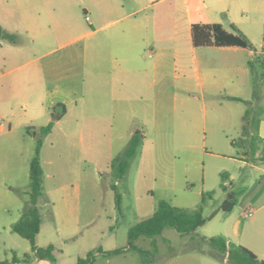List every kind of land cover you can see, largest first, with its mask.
Wrapping results in <instances>:
<instances>
[{"label": "crops", "instance_id": "1", "mask_svg": "<svg viewBox=\"0 0 264 264\" xmlns=\"http://www.w3.org/2000/svg\"><path fill=\"white\" fill-rule=\"evenodd\" d=\"M79 1L85 23L67 25L53 38L45 39L39 32L53 24L54 17L46 8L45 19L38 15V0H0V26L15 36L14 41L0 39V197L6 202L0 206L5 224L0 221V231L12 232L10 226L18 219L26 198L35 141L41 135L40 128L51 124L49 133L42 136L40 150L44 195L36 244L52 245L55 261L30 258L28 262L14 264H76L79 257L90 251L81 231L79 181L50 182L59 180L60 162L68 154L83 159L94 156V140L99 131L101 143L107 146L104 151L112 159L118 153L113 146L127 144L140 132L135 131L139 126L165 127L175 88L172 78L180 81L183 92L191 91L193 74L199 87L206 83L220 90L222 81L233 82L236 69L246 74L250 71L248 61L264 55V29L259 49L196 46L191 36L195 23H220L224 30L235 33L231 28L234 24L247 37L246 28L233 19L235 13L238 10L264 17V0ZM255 23L264 28V18ZM22 35L30 39V53ZM143 52H147L148 59ZM243 54L245 66L239 62ZM175 70L179 73L174 74ZM254 118L259 120L255 136L261 141L264 110ZM84 127L88 131L83 132ZM77 133L81 139L84 133L88 136L86 148H74L72 140ZM140 137V145H144L147 133L143 131ZM231 144L237 145L235 140ZM228 158L237 159L249 171H259L255 181L245 186L248 194L244 193L230 211L218 207L193 235L180 234L184 239L181 247L166 251L158 248L151 263L141 262L136 253L126 250L116 256L97 253L93 264H230L211 257L206 246H193L194 237L216 235L229 244L248 248L264 260V161L250 160L245 155L240 159ZM226 172L225 179L233 184V174ZM201 181L204 188H212L206 185L205 175ZM219 186L223 202L232 189H227L225 182ZM214 219L217 222L206 227ZM90 224L88 220L84 227ZM164 232L165 229L155 237L156 245L169 244ZM6 237L8 241L0 239L1 260L10 261L13 254L19 258L30 254L26 239L21 237L24 243L10 234ZM150 242L149 238V246Z\"/></svg>", "mask_w": 264, "mask_h": 264}, {"label": "rangeland", "instance_id": "2", "mask_svg": "<svg viewBox=\"0 0 264 264\" xmlns=\"http://www.w3.org/2000/svg\"><path fill=\"white\" fill-rule=\"evenodd\" d=\"M81 5L82 2L79 0H75L73 4L68 0H38V15L45 19L46 8L54 17L53 24L46 25L39 34L45 39L53 38L67 25L85 23ZM263 18L243 14L238 10L233 18L246 28L249 34L247 38L255 49H259L264 29L255 22ZM8 24L12 25L9 22ZM22 37L23 43L28 47L27 52L30 53V39L24 35ZM143 56L148 59L147 52H143ZM239 57L241 58L239 62L245 66L246 55ZM63 61L67 62L65 57ZM239 62L237 67L240 65ZM178 73L179 71L175 70L174 74ZM235 74L233 82L224 80L220 83L222 86L220 90L213 89L206 83L199 87L198 79L193 74L190 79L192 89L189 92H183L179 86L180 81L172 78L175 88L171 92L165 127L154 129L152 124H148L145 128L139 126L135 130L140 131L139 135H142L143 131L146 132L147 138L130 160L122 179L117 181L114 179L110 162L128 143L123 145L117 143L113 146L115 153H118L109 159L104 151L107 146L101 143V134L97 128H95L97 133L94 140V151H97L94 156L83 159L76 154H68L60 162L62 166L57 177L59 180L52 179L50 182L79 181L81 231L89 250L98 247L104 249L124 247L127 244L128 229L141 219L150 216L159 200L189 210L201 206L202 214L207 218L222 202L223 190L219 184L225 182L226 188L232 189V192L238 195L237 200H240L244 193L248 194V188L245 186L255 181L259 171L254 169L249 171L237 159L228 157L240 159V156L244 157V151H247V159L264 161L261 160L264 152L263 139L261 141L257 139L254 143L256 152L251 154L250 137L241 133L245 111L249 109L255 116L264 110V78L261 77L264 71L258 68L255 74L251 70L242 74L240 69H236ZM227 95L240 99H231ZM85 130L88 131V127H84L83 132ZM232 140H235L237 145H232ZM87 141L88 136L85 133L82 139L77 133L72 140L75 149L80 148L81 145L82 148H86ZM80 155L83 157L82 153ZM88 156L84 155V157ZM263 163L261 167H264ZM221 169H224L222 170L224 172H219ZM226 170L233 174V184H230V179H222V176L227 175ZM203 175L206 178V185L212 188L203 187L201 181ZM114 184L120 195L118 206L115 192L111 188ZM27 190L28 186H26ZM3 203L6 202L0 197V206ZM39 203H42V200ZM1 214L2 212H0V221L3 222L4 217ZM88 220L91 222L90 226L84 227ZM217 220L214 219L206 227ZM8 232L10 231H0L2 241H8L6 236L10 234L25 243L21 236L17 237L14 232ZM164 235L168 238L169 244L160 242L157 249L166 251L181 247L180 244L184 239L176 230L167 227ZM148 240L146 236H139L135 243L140 247L148 248ZM1 255L3 256V249Z\"/></svg>", "mask_w": 264, "mask_h": 264}, {"label": "trees", "instance_id": "3", "mask_svg": "<svg viewBox=\"0 0 264 264\" xmlns=\"http://www.w3.org/2000/svg\"><path fill=\"white\" fill-rule=\"evenodd\" d=\"M231 28L236 32L234 33L224 30L220 23H195L191 28L192 41L196 46L236 45L244 48H254L250 40L245 36V34L239 31L234 24H231ZM14 38V34L5 31L0 26V39L14 41ZM248 67L254 74L258 68H261L264 71V55L260 54L254 56L253 59L248 61ZM261 77L264 78V74H261ZM232 99L239 100L240 98L232 97ZM258 121L259 120L254 118V114L250 112L249 109L245 111L243 116L242 133L249 135L250 137L251 154H255L256 152L254 143L257 141L255 134ZM50 128L51 124L40 128L41 135L35 141L33 154L29 162V183L28 190L25 192L26 198L18 219L10 226L12 232L28 241L30 245V254L26 253L21 258L13 254L10 261L0 259V264L28 262L30 258L55 261V248L52 245L39 247L36 244V236L41 226L39 202L44 195L40 150L42 146V136L49 133ZM262 142L264 143V139ZM140 144V135H133L124 149L111 160L110 168L116 181L124 177L129 167L130 160L136 154ZM247 154V151H244V155L247 156ZM261 157V160H264V152H262ZM222 179H225V177L222 176ZM111 188L115 192V201L118 206L120 202V195L116 190L115 184L112 185ZM237 196L238 195L233 192H229L225 200L219 206V209L226 212L230 211L231 207L236 203ZM207 219L208 217L205 218L202 214L201 206L189 210L171 205L165 200H159L155 211L150 216L141 219L128 229L126 246L106 251L98 247L94 250H90L84 257H79L76 264H93L97 253H103L104 256H116L122 254L126 250L136 253L141 262L151 263L157 256L155 237L161 234L165 228H173L181 235H193L195 230L202 226ZM139 236H146L151 239L150 246L148 248L140 247L135 243ZM193 239H195L193 244L194 248L200 249L202 246H206L208 248L207 254L218 261L222 262L226 260L230 264H264V260L258 258L251 250L242 245L229 244L222 236H199L197 238L194 237Z\"/></svg>", "mask_w": 264, "mask_h": 264}, {"label": "water", "instance_id": "4", "mask_svg": "<svg viewBox=\"0 0 264 264\" xmlns=\"http://www.w3.org/2000/svg\"><path fill=\"white\" fill-rule=\"evenodd\" d=\"M53 120H56V116L53 117Z\"/></svg>", "mask_w": 264, "mask_h": 264}, {"label": "built area", "instance_id": "5", "mask_svg": "<svg viewBox=\"0 0 264 264\" xmlns=\"http://www.w3.org/2000/svg\"><path fill=\"white\" fill-rule=\"evenodd\" d=\"M85 18H86V19H88V17H87V16H86ZM248 214H250V212H248Z\"/></svg>", "mask_w": 264, "mask_h": 264}]
</instances>
